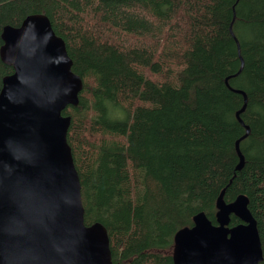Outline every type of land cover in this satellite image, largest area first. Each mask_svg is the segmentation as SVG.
Here are the masks:
<instances>
[{"label": "trees", "instance_id": "16d2710c", "mask_svg": "<svg viewBox=\"0 0 264 264\" xmlns=\"http://www.w3.org/2000/svg\"><path fill=\"white\" fill-rule=\"evenodd\" d=\"M34 13L82 80L62 114L112 264H174L175 233L216 223L221 191L248 198L264 264V0H0V88L1 31Z\"/></svg>", "mask_w": 264, "mask_h": 264}, {"label": "water", "instance_id": "95a60500", "mask_svg": "<svg viewBox=\"0 0 264 264\" xmlns=\"http://www.w3.org/2000/svg\"><path fill=\"white\" fill-rule=\"evenodd\" d=\"M1 37L2 60L12 72L0 88V264H112L106 228L84 222L66 138L70 116L62 111L77 104L82 80L72 71L65 42L42 13L4 26ZM223 193L216 223L200 212L192 226L175 233L174 264L262 260L248 198L239 194L226 203ZM232 214L240 222L230 226Z\"/></svg>", "mask_w": 264, "mask_h": 264}, {"label": "rangeland", "instance_id": "374dc122", "mask_svg": "<svg viewBox=\"0 0 264 264\" xmlns=\"http://www.w3.org/2000/svg\"><path fill=\"white\" fill-rule=\"evenodd\" d=\"M125 116H126V115H125V112H124V111H122V112H121V114H120V116H119V118H121V119H122V118H125Z\"/></svg>", "mask_w": 264, "mask_h": 264}]
</instances>
